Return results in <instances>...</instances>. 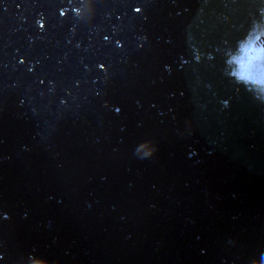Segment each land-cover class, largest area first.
Listing matches in <instances>:
<instances>
[{"label":"water","instance_id":"obj_1","mask_svg":"<svg viewBox=\"0 0 264 264\" xmlns=\"http://www.w3.org/2000/svg\"><path fill=\"white\" fill-rule=\"evenodd\" d=\"M262 30L264 0H0V264H264Z\"/></svg>","mask_w":264,"mask_h":264},{"label":"clouds","instance_id":"obj_2","mask_svg":"<svg viewBox=\"0 0 264 264\" xmlns=\"http://www.w3.org/2000/svg\"><path fill=\"white\" fill-rule=\"evenodd\" d=\"M260 36H264V30L260 31L258 35H255L254 37V41L250 40V43H255L256 44V48L255 51L257 53V59H259L261 57V55H264V48H261L259 46L260 44ZM254 83H256L257 85H264V79L257 77L254 80Z\"/></svg>","mask_w":264,"mask_h":264},{"label":"rangeland","instance_id":"obj_3","mask_svg":"<svg viewBox=\"0 0 264 264\" xmlns=\"http://www.w3.org/2000/svg\"><path fill=\"white\" fill-rule=\"evenodd\" d=\"M263 47H264V43H263Z\"/></svg>","mask_w":264,"mask_h":264}]
</instances>
